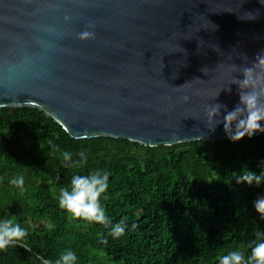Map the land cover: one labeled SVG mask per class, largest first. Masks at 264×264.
Segmentation results:
<instances>
[{
	"label": "water",
	"instance_id": "obj_1",
	"mask_svg": "<svg viewBox=\"0 0 264 264\" xmlns=\"http://www.w3.org/2000/svg\"><path fill=\"white\" fill-rule=\"evenodd\" d=\"M262 50L260 0H0V109H39L74 139L217 141L204 108L232 110L231 64Z\"/></svg>",
	"mask_w": 264,
	"mask_h": 264
},
{
	"label": "trees",
	"instance_id": "obj_2",
	"mask_svg": "<svg viewBox=\"0 0 264 264\" xmlns=\"http://www.w3.org/2000/svg\"><path fill=\"white\" fill-rule=\"evenodd\" d=\"M87 163L79 164V153ZM72 154L65 167L62 153ZM264 133L238 142L191 141L158 147L127 139H74L35 108L0 109V218L28 230L22 245L0 251V264H41L73 250L77 264H217L229 251H250L264 220L252 207L264 185L237 183L247 167L259 172ZM109 174L101 203L125 234L72 219L58 206L73 175ZM23 175L25 191L10 181ZM106 239L107 243H101Z\"/></svg>",
	"mask_w": 264,
	"mask_h": 264
},
{
	"label": "clouds",
	"instance_id": "obj_3",
	"mask_svg": "<svg viewBox=\"0 0 264 264\" xmlns=\"http://www.w3.org/2000/svg\"><path fill=\"white\" fill-rule=\"evenodd\" d=\"M264 4V0H260ZM258 15V13H257ZM256 15L246 14V18L253 20ZM93 28L94 25H89ZM215 27V26H214ZM94 31L84 30L79 33L80 39L94 38ZM215 47V46H214ZM219 51L218 48H216ZM247 60V57H244ZM234 73H240L243 79H237L233 75L230 84H236L239 88V102L232 110L227 105L220 103H207L204 108L205 124L209 131L214 132L218 125H223V131L231 142H238L245 136L252 138L257 132L264 133V50L257 54L251 66L237 67L231 64ZM222 90V89H221ZM220 90V91H221ZM231 91V89H225ZM220 91L212 98L217 99ZM187 102L190 98L182 97ZM223 110V114H222ZM65 167H72V154L62 153ZM78 163H87V155L81 151ZM264 169V161L261 162ZM11 185L20 192L25 191V180L23 175H17L10 181ZM237 183L245 184L249 187H260L264 185V170L259 172L251 171L247 167L241 170L237 177ZM109 187V174L100 170H94L87 175H73L69 187H62L57 197L60 209L68 213L72 219L83 220L89 224L102 225L110 228L108 235L113 239H119L125 234L127 227L125 220L112 224L106 215V210L101 203L102 198ZM254 211L264 220V194H258L252 201ZM28 236V230L22 227L14 218H0V251L6 250L9 246H14L23 241ZM255 240L249 246L250 251L244 252L239 249L229 251L218 258L217 264H264V232L257 230ZM101 243L106 244V239H101ZM41 264H77L78 257L71 249L61 252L57 259L52 260L44 257L39 258Z\"/></svg>",
	"mask_w": 264,
	"mask_h": 264
}]
</instances>
